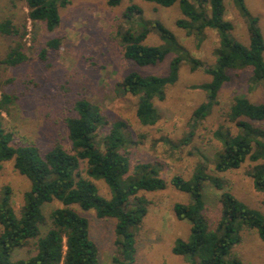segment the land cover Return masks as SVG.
I'll return each mask as SVG.
<instances>
[{
    "label": "trees",
    "instance_id": "obj_1",
    "mask_svg": "<svg viewBox=\"0 0 264 264\" xmlns=\"http://www.w3.org/2000/svg\"><path fill=\"white\" fill-rule=\"evenodd\" d=\"M26 14L18 24L11 19L0 23V35L10 43L0 57V170L4 162L13 161L15 171L25 177L30 188L15 211L10 190L5 188L0 197V264H99L98 249L89 238V226L73 206L83 211L93 210L98 219H114L113 264H135L136 234L148 211V201L141 192H160L170 185L188 195L187 203H176L173 213L178 221L189 224V236L177 239L171 249L175 256L188 264H242L233 253L241 242L242 233L254 231L264 242V216L247 207L230 192L218 198V217L210 221L206 214L205 187L217 190L223 185L217 176L208 173L204 164H198L191 176L184 179L174 175L168 182L160 168L153 163H138L131 169L128 147L133 144L127 125L121 121L109 123L100 107L81 97L72 105V115L64 120L68 145L54 144L44 154L34 145H19L7 129L4 115L10 116L11 106L18 100L6 91L8 82H2V68H16L28 59L26 37L36 33L28 31L41 24L53 32L60 23V10L69 0H21ZM161 8L177 6L181 18L176 26L193 37L199 46L205 31H214L218 46L214 50L215 62L204 67L179 43L177 37L160 21L147 20L142 9L130 4L121 18L112 40L121 57L137 67L156 66L168 56L172 59L164 76L142 75L130 71L115 85L119 97L137 98L135 116L142 126H153L158 121L154 101H163L165 90L173 86L179 76L182 62L191 72L202 69L209 80L194 89L206 93V100L192 113L196 123L205 119L218 104L223 85L229 82L230 72L249 69V89L264 92V41L244 0H233L245 19L248 43L242 44L231 36L233 25L225 19L224 0H141ZM121 0H108L109 7H117ZM155 34L158 44L147 43ZM62 45L60 38L47 40L38 53V59L47 63L51 52ZM226 120L233 128L220 126L214 137L221 145L213 160L214 172L220 174L239 169L247 160L255 165L249 172L254 189L264 196V101L252 103L244 96L234 97ZM96 181H102L109 190V198L99 194ZM264 200V199H263ZM59 202L62 207L47 215V204ZM33 248L26 258L12 259L15 251Z\"/></svg>",
    "mask_w": 264,
    "mask_h": 264
},
{
    "label": "rangeland",
    "instance_id": "obj_2",
    "mask_svg": "<svg viewBox=\"0 0 264 264\" xmlns=\"http://www.w3.org/2000/svg\"><path fill=\"white\" fill-rule=\"evenodd\" d=\"M107 1L69 0V4L60 10V23L53 32H47L41 24L34 28L27 22L28 31L36 33L34 43L31 42V34L26 37L28 59L16 68H2V82L9 83L7 93L18 98L11 106L10 116L4 115L14 142L34 145L41 154L57 143L67 146L64 120L72 115L75 100L84 97L100 107L109 123L121 120L127 125L133 142L127 149L131 169L138 163H153L168 182L174 175L188 179L198 164H204L208 173L217 176L223 185L222 190H217L206 184V214L210 221L218 217V198L224 191L264 216V196L254 189L248 175L254 163L247 160L239 169L220 174L213 170L215 154L221 148L214 133L220 126L233 128L226 120V113L234 97L244 96L252 103L264 101L260 87L249 89L250 70L230 72L229 82L219 92V104L205 119L194 123L193 110L206 100V93L193 87L208 82L209 76L202 69L191 72L189 65L182 62L177 82L166 88L163 101H154L159 117L157 123L142 126L135 116L137 98L116 96L115 85L130 71L164 76L175 55L146 68L125 61L112 40V34L115 27L125 25L121 15L126 7L136 4L142 9L145 19L160 21L204 67L215 62L218 37L214 31L206 30L204 40L197 46L193 37H186L185 32L176 26V20L181 18L177 6L166 9L141 0H121L119 6L109 7ZM244 2L249 12L258 18V28L264 41V0ZM224 6L225 19L233 25L231 36L246 45L245 19L233 0H224ZM25 14L21 0H0V23L11 19L18 24ZM57 37L62 40L61 48L56 53L51 52L47 63L43 64L37 56L39 51L47 40ZM9 43V38L0 35V57ZM147 43L158 44L159 39L152 34ZM256 125L264 128V123ZM96 186L100 195L109 198V190L102 181H96ZM5 188L10 190L12 205L18 211L30 183L15 171L13 161L4 162L0 170V197ZM140 196L148 201V211L136 234L135 264H188L171 252L177 239L189 236V224L178 221L173 213L176 203L189 201L188 195L168 185L163 191L141 192ZM61 207L54 201L43 211L47 215ZM73 208L88 221L89 238L98 249L99 264H113L115 220H101L93 210ZM32 252L30 247L15 251L12 259L26 258ZM233 253L242 264H264V242L254 231L242 233V240Z\"/></svg>",
    "mask_w": 264,
    "mask_h": 264
}]
</instances>
